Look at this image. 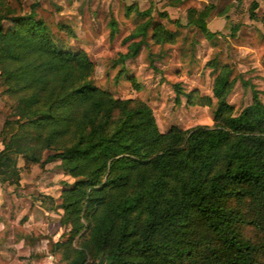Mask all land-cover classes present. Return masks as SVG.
Here are the masks:
<instances>
[{
    "label": "trees",
    "instance_id": "trees-1",
    "mask_svg": "<svg viewBox=\"0 0 264 264\" xmlns=\"http://www.w3.org/2000/svg\"><path fill=\"white\" fill-rule=\"evenodd\" d=\"M213 9H191L189 25L210 35ZM151 27L148 21L133 35L143 40L123 58L139 54ZM161 36L158 27L154 38ZM94 72L86 53L66 49L34 10L21 16L0 0V82L14 102L2 131L0 182L20 185V157L33 165L60 161L74 179L59 206L68 236L50 242L58 263L264 264L259 93L234 116L227 102L233 82L221 74L214 126L162 134L147 104L115 99L94 85ZM173 87L178 104L182 96L190 105L211 104Z\"/></svg>",
    "mask_w": 264,
    "mask_h": 264
},
{
    "label": "rangeland",
    "instance_id": "rangeland-1",
    "mask_svg": "<svg viewBox=\"0 0 264 264\" xmlns=\"http://www.w3.org/2000/svg\"><path fill=\"white\" fill-rule=\"evenodd\" d=\"M180 1L175 5L169 0H8V3L21 16L34 10L53 33L63 38L66 49L85 52L95 65L92 81L97 88L111 93L115 99L147 104L162 134L174 129L187 132L214 126L217 100L213 90L221 74H230L233 82L227 102L233 106L234 116L252 104L254 90L264 104V0ZM255 4L256 19L252 18ZM210 6L214 9L206 21L210 34L207 35L189 25L188 15L191 9L203 11ZM148 21L152 27L139 54L123 58L143 40L142 36L133 35L141 33ZM4 26L8 28L10 24L5 22ZM158 27L162 29L159 40L154 38ZM235 28L237 32H233ZM167 34L173 36L169 41ZM175 84L186 93L209 98L211 104L205 101L204 106L190 105L184 96L178 104ZM4 91L0 82V152L4 149L2 131L14 104ZM18 168L22 184L12 186L14 193H8V186L4 192L11 199L16 194L25 213L9 214L7 203L0 209L5 218V224L0 223V254L12 238H26L28 244L49 239L45 231L33 229L30 233L25 226L36 206L54 212V219L60 215V198L51 201L47 194L74 184V179L62 170L60 161L33 165L20 157ZM3 210L8 211L7 217ZM68 232L63 228L59 233L67 238ZM244 233L247 238L254 235L251 228ZM46 249L52 254L51 245L44 246V250L33 254L35 264L46 261ZM0 264H4L2 260ZM105 264L110 263L106 260Z\"/></svg>",
    "mask_w": 264,
    "mask_h": 264
},
{
    "label": "crops",
    "instance_id": "crops-1",
    "mask_svg": "<svg viewBox=\"0 0 264 264\" xmlns=\"http://www.w3.org/2000/svg\"><path fill=\"white\" fill-rule=\"evenodd\" d=\"M22 182L20 181V185ZM8 189V193H14V190H12V186L9 184H2L0 182V209L3 208L5 203H7L10 207L9 208V214H12L13 211L17 213V215H23L25 213V209L23 206H21V199L15 194L12 195V199L4 192V188ZM57 189H61L59 186ZM63 190H54V192H51L50 195L52 199L58 200L62 195ZM14 205H16V209L14 210ZM33 213L30 217V221L27 224L26 229L27 232L32 231L33 229H37V231H45L46 235H49L50 238L46 240H39L35 243L28 244L26 241V238H20L16 239L12 238L9 239V242L7 244V247H5L0 254V260L3 261L4 264H35L33 257V254L37 255V251L44 250V246L50 244L52 241L53 243H58L63 238V231L62 233H59L63 228L61 226V219L63 216V211H59L60 215H56L54 219V212L52 211H46L39 206H36L33 209ZM5 211V210H3ZM1 212V211H0ZM5 216L7 217L8 211H5ZM57 218V219H56ZM4 215L0 213V223L5 224L4 221ZM1 228V225H0ZM34 231V230H33ZM31 233V232H30ZM43 247V248H42ZM47 252L46 261L43 264H56L58 262V259L51 254H48L47 249L45 250ZM52 258V260H51Z\"/></svg>",
    "mask_w": 264,
    "mask_h": 264
},
{
    "label": "water",
    "instance_id": "water-1",
    "mask_svg": "<svg viewBox=\"0 0 264 264\" xmlns=\"http://www.w3.org/2000/svg\"><path fill=\"white\" fill-rule=\"evenodd\" d=\"M99 264H105V260H101Z\"/></svg>",
    "mask_w": 264,
    "mask_h": 264
},
{
    "label": "built area",
    "instance_id": "built-area-1",
    "mask_svg": "<svg viewBox=\"0 0 264 264\" xmlns=\"http://www.w3.org/2000/svg\"><path fill=\"white\" fill-rule=\"evenodd\" d=\"M51 260H52V258H51Z\"/></svg>",
    "mask_w": 264,
    "mask_h": 264
}]
</instances>
